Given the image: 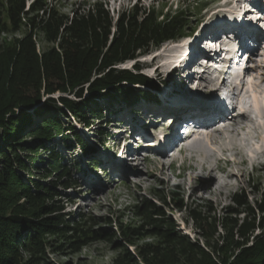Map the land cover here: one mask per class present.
I'll return each mask as SVG.
<instances>
[{"label":"rangeland","instance_id":"obj_1","mask_svg":"<svg viewBox=\"0 0 264 264\" xmlns=\"http://www.w3.org/2000/svg\"><path fill=\"white\" fill-rule=\"evenodd\" d=\"M2 1L6 3V0ZM24 1L26 6L29 7L35 0ZM48 1L55 6L59 14L68 16H71L74 12H79L89 4L101 2L109 10L114 22L122 11L131 10L135 6H137L138 11L144 9L148 11L149 8L154 7L156 12L162 11L163 14L167 12L175 13L181 8H190L192 10L191 14H193L192 23L195 27L193 31L195 34L198 32L200 34L206 27L208 24L206 21L210 18L212 9L220 4V2H210V0ZM3 19L5 20V26L0 32V66L12 62L15 53L19 50L21 41L26 38L32 37L39 57L48 55L54 49L61 53L62 37L59 34L45 30L42 25H35V27L30 28L25 20L13 24L5 12L3 13ZM204 23L206 24L203 26ZM182 38L178 40L179 42H166L158 49L159 51L152 48L149 53L141 55L138 59L126 60L119 65L120 69L124 68L131 71H136V66L139 65L141 69H137L138 71L155 80L158 85L156 88L138 84L133 87L152 91L157 101L138 97L128 103L119 94L114 99L104 97L107 92L96 98L92 97V93L87 90L90 84H86L80 97L76 96V92L80 90V87L73 90V92L57 91L51 95L45 94V90H42L39 103L23 108L25 113H21V109L17 108L15 115L19 114L20 118L23 116L31 118L30 124L25 126L23 130L25 131L23 137H26L28 135L26 132H33L37 125L41 124V121L51 116H57L52 108H42L41 103L49 96H53L57 100L60 96L69 97L77 101L83 110H87L84 104H90L91 100H95V104L102 109L101 117L88 115L89 122L85 123L83 118L80 119L81 117L76 116L70 109L62 107L63 111H58V117H60L65 127L70 126V128L55 136L51 142L42 141L43 144H41L37 139V142L33 141V144L35 147L45 145L63 156L65 162H69L68 164L64 162L69 168V174H72V170H85L83 173L80 172L77 176H74L75 179L72 176L75 187L67 189L63 188L62 185L54 186V189L64 196H61V201L65 206V213H69L70 216L85 213L89 218L83 222L85 225L82 226L87 229L115 230L121 235L122 223L124 228L133 226L139 228L141 232L140 235H134L129 239L112 241L98 239L91 240L86 245L80 244L81 241L77 245L73 242L76 237L69 239L68 236L59 233L58 229L53 232L51 227H46L45 231H42L44 226L41 225L37 238L39 243L45 247V253L34 255L19 248L12 254L11 250L4 249L5 253L12 254L16 258L19 262L17 264H242V256H240L243 253L242 248H237L234 244L231 245V232L227 233L229 225L226 217L229 216L230 207L239 209L233 199L236 193L241 192L251 203H255L259 197V191L264 189V133L262 134L260 130L253 128L252 122H248L250 125L247 124L246 129L245 126L239 129L238 132H231V140H229V135L226 137L225 133L215 132L217 127L211 130L203 129L204 134H208L210 137L207 138L203 151L201 149L191 152L186 150L182 153L177 152L176 154L171 153L170 156H163L153 154L151 150H144L143 155H138L139 157L142 156L141 160L130 157L124 167L123 163L117 162L113 158L117 151L119 153V150L114 147L115 138L111 137L129 129L131 124L136 125L135 123L141 122L136 118L138 115L134 113L136 109L143 111L144 117L150 119L153 115L154 117L160 115L159 118L167 117L179 109L187 111L186 114L192 112H202L204 114L206 110L215 106L216 102L214 100L210 102L207 99L213 97V93H210V88L203 89L206 88L204 87L205 83L202 82V85H198L190 79L179 77V72L170 71L171 65L174 64H171L173 54L180 51L182 49L181 45L191 39L188 37ZM110 41L111 39L109 43ZM93 42L96 45V40ZM193 43H195V40ZM154 56L156 57L154 58ZM260 70V68H251L249 77L245 78L248 83L246 90L248 89L251 93L252 100L253 95L256 94L264 106V81L260 82L258 79ZM1 79L4 83H12L11 78ZM8 90L10 92V89ZM57 103L59 104V101ZM199 103H203V105L207 103V105L199 108L197 105ZM253 103H255L254 100ZM89 107L93 108V105L90 104ZM254 107V112H256L257 110ZM126 108H130L131 111L122 113L123 109ZM205 108L207 109L205 110ZM257 108L259 109V106ZM257 114L255 113L253 121L261 118L256 116ZM159 118L150 119L154 123L151 126L152 130L156 131L162 128V125L157 122ZM261 119L264 122V119ZM225 126L229 125L225 123ZM74 132L78 133L88 143L90 142V152L81 151L82 146L78 144ZM248 132L252 136L251 140L247 139ZM103 137L106 141L105 144H102L100 140ZM3 142L2 139L1 146H3ZM28 142L31 143L30 139ZM121 145L125 147V141L121 142ZM122 150L123 148H120L119 155L121 157ZM192 152L193 154H191ZM8 154L11 155L9 151ZM145 154L162 157L163 168L144 160L147 158ZM219 157L231 159V161L228 162L226 159L218 161ZM47 159L46 152H43L39 161L35 162L34 165L40 169L47 164ZM171 162L173 164L169 168L168 163ZM253 164H256L254 169L252 168ZM28 165L30 170L35 172L34 165L33 168L31 162H28ZM203 166H206L209 170H203L201 168ZM220 167L235 171L234 177L227 178V180H231V186L223 192H220L219 185L226 179L227 171L221 172ZM210 168H213V172H210ZM16 171L24 180L21 178L20 181L14 180L12 182V177L0 178V213L4 215L21 213L25 207H28L27 212H34L32 203L25 205V200L19 198L21 195L20 189L26 190L28 174L21 169H16ZM138 176H141V179L144 178L142 182L140 181L141 184L138 181ZM205 178H211L207 183L210 187L207 189L199 186L206 184L203 181ZM52 179L54 178H43L41 180L42 183L48 185ZM40 203L41 201L35 204L40 206ZM147 203H155L162 208L167 220L171 221V227H173L175 234L185 240L190 238L198 242L202 249L210 253L212 262L208 254L200 257L197 254L187 253L186 248H181L169 237L153 234L154 230L145 225L143 218L137 213L139 207H144ZM182 203L187 205V208L181 209L179 205ZM194 210L198 213L202 212L203 217H208V219L197 221L192 215ZM206 210L208 211L207 214H205ZM245 217L246 214L234 216L239 220ZM108 220L111 222H108ZM50 222L53 223V221ZM226 224L227 226H225ZM261 232L262 230H258L256 233ZM88 234L94 235L92 232ZM224 237L227 238L223 240ZM235 240L237 241L238 238L236 237ZM252 240L246 248L248 252H252L250 254L247 252L250 257L253 251L259 248L256 242ZM226 241H228L227 246L220 251V247ZM252 247L253 250H251ZM257 254L263 255V252L259 253L258 250Z\"/></svg>","mask_w":264,"mask_h":264},{"label":"trees","instance_id":"obj_2","mask_svg":"<svg viewBox=\"0 0 264 264\" xmlns=\"http://www.w3.org/2000/svg\"><path fill=\"white\" fill-rule=\"evenodd\" d=\"M191 11L190 8H181L175 13L163 14L162 11L156 12L154 7L148 11L147 9L138 11L135 6L131 10L122 11L114 22L109 10L101 2L89 4L68 16L59 14L48 0H35L29 7L24 0H6V3L0 0V32L5 26L3 19L5 12L13 24L25 20L30 28L42 25L45 30L62 37L61 53L54 49L43 57L38 56L32 37L26 38L21 41L12 62L0 66V142L2 139L4 141L3 146L0 145V178L12 177V182L20 181L23 178L16 169L26 171L28 174L26 190L20 189L19 198L25 200V205L32 203L34 211L27 212L28 207H25L21 213L9 215L0 213V264L19 263L12 255L19 248L34 255L45 253V247L37 238L41 225L44 226L42 231H45L46 227H51L53 232L58 229L59 233L68 236L69 239L76 237L73 242L77 245L81 241L80 244L86 245L91 240L129 239L141 234L139 228L133 226L124 228L122 223L121 235L115 230L87 229L82 226L89 218L85 213H78L75 216L65 213V206L61 201L63 195L55 190L54 186L62 185L67 189L75 187V178H72L75 170L69 174V168L65 165L69 162H65L64 157L54 149L45 145L35 147L33 144L37 139L41 144L44 141L51 142L55 136L70 128L65 127L58 117V111H61L62 107L70 109L76 116L81 117L80 119L83 118L85 123L89 122L88 115L101 117L102 109L95 104V100H89L93 108L89 107L90 104H84L87 110H83L77 101L69 97L60 96L57 100L49 96L41 103L42 108H52L57 116L41 121L33 132H26L28 134L26 137H23L25 134L23 130L30 124L31 118L27 116L20 118L19 114L15 113L17 108L39 103L42 90H45V94H54L57 91L73 92L80 87L76 92V96L80 97L86 84L91 85L87 90L96 98L107 92L104 97L114 99L119 94L128 103L138 97L157 101L153 93L133 87L138 84L156 88L158 85L155 80L138 71L137 69H141L139 65L136 66V71L120 69L119 65L126 60L138 59L141 55L149 53L152 48H159L169 40L190 35L195 29ZM95 40L96 45L93 42ZM1 78H11L12 83H4ZM20 112L25 113L24 109ZM74 135L78 144L82 146L80 149L84 152L90 151V142L76 132ZM29 139L31 143L28 142ZM104 139V137L100 139L102 144L106 142ZM43 152L48 156L47 164L39 169L34 164L39 161ZM28 162H31L32 168L34 165L35 172L30 170ZM52 177L54 179L48 185L42 183L43 178ZM233 199L239 209L230 207L229 216L226 217L229 225L227 233L231 232V245L242 248L243 253L239 254L242 256V264H264V189L259 191L255 203H251L241 192L236 193ZM40 201V206L35 204ZM179 207L183 209L187 208V205L182 203ZM137 213L143 218L144 224L154 230L153 234L169 237L181 248H186L187 253L200 257L208 254L212 262L210 253L202 249L198 242L190 238L185 240L175 234L171 221L167 220L164 210L157 204L147 203L144 207H139ZM207 213L206 210L205 214ZM241 214H246V217L241 220L234 218ZM192 215L197 221L208 219L203 217L202 212L198 213L196 210L192 211ZM258 230L262 232L257 234ZM90 232L94 235L88 234ZM225 238L227 237L223 240ZM251 239L259 248L255 249L250 257L248 253L252 252H248L246 248ZM227 244L228 241L219 250L222 251ZM4 249L11 250L12 254L5 253ZM258 250L259 253L263 252V255H258Z\"/></svg>","mask_w":264,"mask_h":264},{"label":"bare ground","instance_id":"obj_3","mask_svg":"<svg viewBox=\"0 0 264 264\" xmlns=\"http://www.w3.org/2000/svg\"><path fill=\"white\" fill-rule=\"evenodd\" d=\"M228 17L226 16H220V18H218V20H220L222 18V21L225 22L224 20H226V23L227 22H231L232 20H235V16H232V14L230 15H227ZM224 17V19H223ZM213 23V21H212ZM209 24L210 22L208 21V24L206 25V27H204V29L200 32V34L198 33L199 36L196 37L197 39V43H195L196 47H195V50H194V56L191 55L190 57H188V59H185V60H182L183 58V54L185 53V46L184 45H181L182 46V49L176 53L173 54V59L171 61V63L173 65L171 70L170 71H174V73H178V76L181 77L182 79L185 78V79H190L192 82H196L198 85H202V82L205 83L204 87L206 88H203V89H207V88H210V93H213V97H208V101H212L214 100V102L216 101L217 103L221 104L222 103V98L219 97V86L221 84H217V83H214V84H210V82L207 83V81L205 79L202 80V78H199L198 79V74H199V68H198V63H199V57L200 55H203V54H207L208 53V48H209V45H206L205 43V39H206V36L207 32L205 31H208L209 29ZM244 26V24L242 25ZM208 28V29H207ZM206 29V30H205ZM205 30V31H204ZM203 31H204V34H203ZM227 38H229V35L226 36ZM252 37L254 38H257V35L254 34L252 35ZM258 40L260 39V37L257 38ZM195 39H192L190 40V42L188 43V46L194 41ZM259 44V42H258ZM260 45V44H259ZM187 46V47H188ZM179 47V46H178ZM226 48H230V47H226ZM156 56H154L155 58ZM176 62V63H175ZM175 68V69H173ZM182 72V73H181ZM240 74V72H238L236 75H235V78L238 80L237 76ZM261 77V76H260ZM201 79V80H200ZM198 82H197V81ZM191 83V82H190ZM202 89V90H203ZM216 97V98H215ZM168 98V97H167ZM217 99V100H215ZM168 100V99H167ZM253 100H254V104L256 105L254 108L257 110L255 113H258L256 116H260L261 118L264 119V106L261 104V102L259 101V98L256 96V94H254L253 96ZM178 102V101H177ZM191 103V102H189ZM209 103V102H208ZM175 104V102H174ZM177 104V103H176ZM180 104V103H178ZM205 105H207V103H204ZM253 104V105H254ZM163 105V104H162ZM187 105V104H185ZM199 108H202V107H205V105H203V103H199L197 104ZM215 106L213 108H209L208 110H206L207 108H205L206 111L208 112H204V114L202 112H194L193 115H198V116H205L207 117L208 115H211V114H222L223 111H219L217 110L216 108V104H214ZM176 106V105H175ZM259 106V109L257 108ZM150 107V106H149ZM180 107V106H179ZM195 107H197L195 105ZM197 107V108H198ZM241 108H244L241 106ZM166 109V108H165ZM169 109V108H168ZM150 110V109H149ZM202 110V109H201ZM130 108H126V109H123L122 113H127V112H130ZM157 112V111H156ZM186 112L185 110H177L176 112L172 113V115H168L167 117H162V118H159L161 117L160 115H157L156 117H151L150 119L152 120H155L156 118H159L158 121H161L162 119L165 120L166 118H168L169 121H173V119L175 118H182L184 115H186ZM134 113H136L138 115V117H136L138 120H140L141 122H138V123H135L136 125H139L141 126V123H143L144 121H149V123H151V120L148 119L147 117H144V112L141 111V110H138L136 109L134 111ZM191 115V114H190ZM259 117V118H260ZM258 119V120H251L250 117L248 116V114H240V116H235V117H232L231 119H229L228 122L224 121V124L227 123L229 126H232V130H228L229 133H227L229 135V140L230 139V133H234V132H238L240 131L239 129H242L244 128L247 124L250 125V123L252 122L253 123V128H257L258 130H260V132H262V134L264 133V122L262 121V119ZM132 120V119H131ZM137 121V120H136ZM134 122V121H133ZM250 122V123H248ZM136 125H130L129 129L123 131V132H120L118 133L117 135L115 134L114 137H111V138H115V145L114 147L118 148L119 150V153H120V148H123V146L121 145V142H123L124 140H130L131 142L133 140H136L134 139V133L138 130V129H141V128H137ZM248 126L245 127V129L247 128ZM155 131V130H154ZM157 131V130H156ZM224 132H226V130H224ZM246 132V130H245ZM258 132V131H257ZM241 133V132H240ZM249 133V132H248ZM247 134V132H246ZM225 135V134H224ZM252 135V133H251ZM255 135V134H254ZM209 137L208 134H199V135H195V136H192V138L190 139V142L188 143V146L189 147H195V149H201L203 151L205 145H206V140L207 138ZM210 138V137H209ZM225 138V137H224ZM252 136H250V133L249 135H247V139L248 140H251ZM254 138V136H253ZM215 139V138H214ZM222 139V138H221ZM246 140V141H248ZM114 141V140H113ZM250 142V141H249ZM154 144V143H153ZM248 147V146H247ZM82 151V150H81ZM91 151V150H90ZM88 151V152H90ZM175 151V150H174ZM84 152V151H83ZM264 152V151H263ZM118 151L116 152V155L115 157H113L115 160H117V162H121L123 163V167L125 166V163H127V160H128V156H130L131 154L135 155V159L138 160H141L142 159V156H138L142 153H138L135 149V147H131L130 149H124L122 150V157L119 155ZM75 159V158H74ZM73 159V160H74ZM219 160L218 161H221L223 159H226L228 162L231 161V159H227V158H224V157H219L218 158ZM148 162H151L152 164H156L159 168H163V161H162V157H151L150 155L147 156L146 159H144ZM254 160V159H253ZM93 162V161H91ZM96 162V161H95ZM116 162V161H115ZM97 164V163H96ZM116 165V164H115ZM193 169L195 167H192ZM203 170H209L206 166H203L201 167ZM218 168V167H217ZM219 170H221V172H226V179L222 182L221 185H219V189H220V192H223L225 189L229 188V186H231V180H227V178L229 177H234L235 176V171L233 170H230V169H227V168H224V167H220ZM85 170H75V172H73V177L74 176H77V174H79L80 172H84ZM128 172V171H127ZM210 172H213V168H210ZM139 174V173H138ZM138 181L142 182L144 180L141 179L142 177L141 176H138ZM212 178V177H211ZM211 178L209 179H203L204 182H206V184H202V185H199L200 188L203 186L204 188H209L210 186L207 184L209 183V180H211ZM140 182V184H141Z\"/></svg>","mask_w":264,"mask_h":264},{"label":"water","instance_id":"obj_4","mask_svg":"<svg viewBox=\"0 0 264 264\" xmlns=\"http://www.w3.org/2000/svg\"><path fill=\"white\" fill-rule=\"evenodd\" d=\"M51 95V94H50ZM20 109H23V108H20ZM25 110V109H24ZM28 111V110H27Z\"/></svg>","mask_w":264,"mask_h":264}]
</instances>
